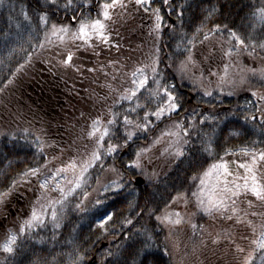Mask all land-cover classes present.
Instances as JSON below:
<instances>
[{
    "label": "snow or ice",
    "instance_id": "6c2138e0",
    "mask_svg": "<svg viewBox=\"0 0 264 264\" xmlns=\"http://www.w3.org/2000/svg\"><path fill=\"white\" fill-rule=\"evenodd\" d=\"M237 4L238 25L230 22L229 11ZM3 6L5 0H0ZM242 12L245 14L240 16ZM138 13L152 20L149 38L153 43L147 54L141 49L125 51L123 44L112 39L122 36L121 29L137 31ZM20 15L23 22L16 27L22 30L16 36L23 40L26 31L30 48L51 54L49 71L55 69L53 74L61 78L79 79L83 91L72 89L68 93L77 103H69L72 111L67 113L68 119L58 122V131L68 137L64 144L50 143L41 128L39 136L22 146L28 149L23 159L9 160L7 168H0L4 183L0 216L4 220L7 215L3 209L22 187L34 193V199L29 198L30 218L19 225L18 233L9 231L0 243V253L5 254L0 264H12L19 235L44 226L49 214L54 228L59 229L67 218L70 197L92 177L108 194L105 198L125 202L137 222L145 217L155 220L151 229L143 225L135 228L133 219L124 217L120 228H132L127 229L115 251L109 248L103 254L101 264H165V258L170 262L180 252L179 233L185 224L193 236L197 231L203 233L193 248V254L204 255L202 264H213V258L223 264L220 252L224 259L231 258L228 264H264V92L244 87L253 79L264 86V67L249 68L242 59L264 66V0H236V4L231 0H31L21 5ZM173 15L175 21L165 25V17ZM11 20L9 16V27ZM164 27L181 41L176 47L184 59L175 72L167 71L173 64H165L160 55L158 44ZM184 29L190 30L191 36ZM4 40L9 43L7 32ZM20 50L26 52L24 63L9 70L11 78L0 80V140L9 138L13 149L18 146V137L11 133V127L19 126L28 116L23 105L13 109L14 98L5 97L33 58L23 44ZM137 51L143 59L136 57ZM85 54L94 63L85 64ZM232 67L240 69L238 82L227 79ZM213 77L215 89L211 86ZM177 78L189 81L201 98H212L214 91L223 94L225 83L231 88L228 96L236 95L237 90L250 91L255 100L249 99L243 106L250 115L238 129H230L232 121L225 124L218 113L199 111L198 104L186 100L180 85L170 82ZM24 132L35 135L27 129ZM246 135L257 139L239 147L226 146L232 138ZM16 155L19 157V152ZM13 164L20 170L9 177ZM192 172L196 174L190 175ZM69 173L73 179L68 178ZM209 175H215L216 185L213 194L206 197L205 178ZM161 187L169 193L167 200L163 195L157 199ZM170 190L176 194L171 195ZM88 195L83 192L84 199ZM180 204L195 211L187 219L178 211H168ZM75 209L85 210L82 202L76 203ZM113 215L105 212L94 221L105 235L117 231L109 225ZM197 216L207 218L213 231L192 222ZM161 234L162 244L158 243ZM70 255L71 264H90L87 249H75Z\"/></svg>",
    "mask_w": 264,
    "mask_h": 264
},
{
    "label": "trees",
    "instance_id": "16d2710c",
    "mask_svg": "<svg viewBox=\"0 0 264 264\" xmlns=\"http://www.w3.org/2000/svg\"><path fill=\"white\" fill-rule=\"evenodd\" d=\"M221 2H223V0H221ZM247 2L248 0H245V3ZM253 2L258 3L259 0H253ZM29 3H31V0H5V6L0 7V29L4 30L3 32H0V69H2V71H0V80H2L5 76L11 78V72L9 70H14L18 64L24 63L26 52L20 50L21 44H23L24 50L33 53L32 65L26 66L24 71L19 74L17 83L9 86L7 96L5 97L6 100L8 98H14L13 103L10 105L13 109L20 108L21 105H23L24 107L22 110L27 114L28 119L20 121L19 126L14 124L11 127V133L18 137V146L15 149H13L9 144V138L0 140V168H7L9 160L16 161L18 159H23L25 152L28 151V149L23 148L22 146L26 144V141H32L35 139V136H39L41 128L46 130L50 143L64 144L68 137L67 134L58 131V122L68 119L67 113L72 111V109L68 107L69 103H77L76 99L74 97H69L68 93L72 89L79 92L83 91L79 79L69 78L67 76L61 78L59 75L53 74L55 69L51 72L49 71L52 67V65L48 62L51 59V54L44 53L39 49L30 48L27 43L29 37L26 31L23 32V40H20L16 36V33L22 30L16 27L18 22H23V16L20 15V7L22 4ZM231 3L236 4V0H231ZM238 9L239 5L237 4L235 8L229 10L232 13L230 22H235L237 25L240 23V17L235 15ZM28 11L29 14H31V10L28 9ZM244 14L245 13L242 12L240 13V16H243ZM92 15L95 16V13ZM9 16L12 17L11 27L8 26ZM175 19V15L171 18L165 17L164 24L166 25L173 22ZM151 25L152 20L150 18L142 17L139 23L137 21V31L132 33L121 29L122 36H113V42L119 41V43L124 45L125 51L129 48L141 49L143 53L147 54L152 48L153 43L149 38ZM184 31L191 36L192 32L190 30L184 29ZM4 32L8 33L9 43H5ZM179 43H181V41L178 37L173 36V34L169 32L166 27H164L158 46L161 48L160 55L164 59V63L173 64V67L167 70L168 72H175L180 61L184 59L182 55H179V50L176 47ZM33 44H35L34 41ZM13 48L17 49V51L12 52ZM135 55L139 59L144 58L141 55V51H137ZM83 59L85 64L91 65L94 63V61L88 59L87 54H85ZM242 59L243 63L249 68L254 67L256 69H260L261 67H264L259 62L253 64L250 59ZM53 63H55V61H53ZM160 67L163 68L164 64H161ZM26 69L31 72L36 71L37 73L34 78L36 82L34 83L32 90L24 85V83H28L25 73ZM239 71L240 69L236 67L229 68L227 79H234L238 82L239 76L237 73ZM220 74L223 75V72ZM197 75H199V73H197ZM211 79L213 80V84L211 86L215 89L216 78L213 77ZM170 82L180 85L179 91L184 95V98L189 100L191 104H198L199 111H214L218 113L219 119H221L225 124L232 121L233 123L229 124V128L232 130L238 129L239 126L244 123V117L246 115H250V112L243 110V106L246 105V102L249 99L255 100L254 97L250 96V91L237 90L236 95L228 96L227 92L231 90L228 83L222 85L223 94L218 91H214V96L212 98H201V96L196 94L197 89L193 87L189 81H181L177 78L176 80ZM85 83H87V81H85ZM0 87H3V84H0ZM244 87L258 92H264V86L257 83L255 79H253L250 84H246ZM15 100H19L20 104L15 103ZM39 104L42 108L38 111V118L36 119L27 111H29V109L37 110L36 107H39ZM185 107H188V105H185ZM238 107L240 108L239 111L237 110ZM64 113L65 115H63ZM248 127L250 128V125ZM25 129L35 135H25ZM77 130L79 131V127ZM61 135L64 136V140L60 139ZM224 135H227V131H225ZM255 139H257L255 135L236 136L232 138L226 146L229 148L234 146L239 147ZM141 143H143V141H141ZM48 151L52 150L49 149ZM17 152H19V157L16 155ZM57 154H59L58 150ZM5 155H7V159H4ZM221 155H223V153H221ZM28 159L31 160V156H29ZM128 159L129 157L125 155L124 160L127 161ZM212 162L213 159L209 157L208 163L211 164ZM21 167H26V165H21ZM205 167H207V165ZM19 170L20 169L16 168L15 164H13L12 169L8 172L9 177L15 176ZM195 174V172L190 173V175ZM180 175L182 178L184 174L181 173ZM212 177L214 178L212 183L205 182L206 189L212 186L210 191L204 192L206 197L213 194V188L216 185L215 175H212ZM68 178L73 179L71 173H69ZM3 187V177L0 176V190H2ZM22 189L23 188H21L20 191L14 195L19 196L20 200L15 202L14 198L11 197V201L14 205L11 203L8 207H11L9 210L13 215L20 214L24 216L30 212L29 198L34 199V193L29 189ZM84 191L89 193L87 199H84L83 197ZM170 192L171 195L176 194L171 190ZM52 195L56 196L57 194ZM161 195H163L165 200L169 197V193L164 192L163 187H161L160 192L157 193L158 200ZM106 196H108V194L103 192L100 185L96 183L95 178H89L88 185L82 189H78L77 194L74 197H70L71 202L68 205L69 210L67 211V218L59 229L54 228L49 214L45 220L44 226L34 227L31 231L26 232L24 235L18 234V247L16 255L11 258L12 264H71L72 256L70 254L75 249H79L80 252L87 249L89 253L87 258L90 264H101L103 254L109 248L115 251L116 245L122 243L123 236L128 234L127 229L132 228V225H126L124 229L120 228V222L124 219V217L132 218L135 228H141L142 225L149 229L152 228L155 223L154 218L149 220L145 217L137 222V218L134 213L129 212L125 202L122 200L114 202L112 198L106 199ZM129 199H131V197ZM97 200H101L103 203L97 205ZM81 202L82 208L85 209L84 211L75 209V204ZM160 207L163 210V202L160 203ZM175 208V206L171 207L168 211H178ZM105 212H112L114 214L113 220L109 221V225L117 230L115 233L109 232L105 235L103 230L94 223V221ZM180 213L182 215L183 211H180ZM1 218L3 220V217ZM29 218L30 217L27 219ZM193 222L203 225L207 231H213V229L209 226L207 218L200 219L197 216ZM219 227V224H217L216 229L219 230ZM18 229L19 227L15 230V232L18 233ZM73 229H75V231H73ZM120 233H123V235ZM54 234L55 238H53ZM179 235L181 239L180 252L178 255H174L170 262L167 258H165V264H202V262H204V255L199 252L193 254V248L198 245L199 238L203 235V233L197 231L196 235L193 236L192 229L188 224H185L182 226ZM69 241H74V243H68ZM85 241H87V243H85ZM163 241L164 235L161 234L158 243L162 244ZM4 255L5 254L0 253V259H3ZM219 255L223 259V264H228V260L231 258L228 257L224 259L223 252H220ZM213 264H220V261L213 258Z\"/></svg>",
    "mask_w": 264,
    "mask_h": 264
},
{
    "label": "rangeland",
    "instance_id": "374dc122",
    "mask_svg": "<svg viewBox=\"0 0 264 264\" xmlns=\"http://www.w3.org/2000/svg\"><path fill=\"white\" fill-rule=\"evenodd\" d=\"M26 77H27V79H28V83H24V85L27 87V88H29V89H31L32 90V87L34 86V83L36 82V80H34V78H35V75H37V73H36V71H30V70H27L26 69ZM83 90V89H82ZM37 108V110H35V109H33V110H30V111H27V112H29L30 113V115H32V116H34L36 119L38 118V111H40L41 110V108H42V106H40V104H39V107H36ZM35 110V111H34ZM63 115H65V113L63 114ZM63 118V117H62ZM61 120V119H60ZM212 175H209L208 177H206L205 178V182H208V183H212L213 181H214V178L212 177ZM216 178V177H215ZM23 189H29L28 187H22ZM22 189V190H23ZM212 189V186H210V188L208 187L207 189L205 188V191L207 192V191H210ZM53 194H56V193H53ZM20 195V194H19ZM53 197H56L55 195L53 196ZM12 198H14V200H15V202L16 201H18V200H20V197L19 196H13ZM11 198V199H12ZM12 205H14V203H12ZM176 208L175 209H177L179 212L181 211H183V213H182V215L183 216H185V218L187 219V217L193 212V211H195V209L193 208V207H188V208H185L184 207V205L183 204H180V205H177V206H175ZM9 208H11V207H7V208H5V209H3V212H4V215H7V219L6 220H2V216H0V226L1 225H7L8 224V226H7V230H5V233H8L9 231H13V229L14 228H16V224L18 223L19 224V222L23 219V220H25L26 219V217H24V216H22V215H20V214H15V215H13V214H11V215H8V211H9ZM14 208V207H13ZM194 219H195V217H193V220H192V222L194 221ZM1 220H2V222H1ZM5 236L4 235H2V237H0V243H3L4 242V240H5Z\"/></svg>",
    "mask_w": 264,
    "mask_h": 264
},
{
    "label": "flooded vegetation",
    "instance_id": "af4514ba",
    "mask_svg": "<svg viewBox=\"0 0 264 264\" xmlns=\"http://www.w3.org/2000/svg\"><path fill=\"white\" fill-rule=\"evenodd\" d=\"M137 15H138V16H137V21H138V23L140 22V20L142 19V17H147V18H149V16H148L147 14L138 13Z\"/></svg>",
    "mask_w": 264,
    "mask_h": 264
},
{
    "label": "bare ground",
    "instance_id": "6f19581e",
    "mask_svg": "<svg viewBox=\"0 0 264 264\" xmlns=\"http://www.w3.org/2000/svg\"><path fill=\"white\" fill-rule=\"evenodd\" d=\"M5 228H7L8 225H3Z\"/></svg>",
    "mask_w": 264,
    "mask_h": 264
},
{
    "label": "water",
    "instance_id": "95a60500",
    "mask_svg": "<svg viewBox=\"0 0 264 264\" xmlns=\"http://www.w3.org/2000/svg\"><path fill=\"white\" fill-rule=\"evenodd\" d=\"M142 186V185H141Z\"/></svg>",
    "mask_w": 264,
    "mask_h": 264
}]
</instances>
